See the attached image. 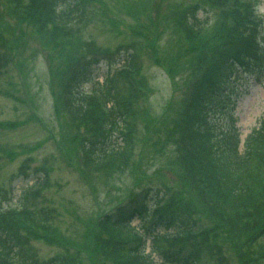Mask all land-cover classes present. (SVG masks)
Listing matches in <instances>:
<instances>
[{
    "label": "trees",
    "instance_id": "obj_1",
    "mask_svg": "<svg viewBox=\"0 0 264 264\" xmlns=\"http://www.w3.org/2000/svg\"><path fill=\"white\" fill-rule=\"evenodd\" d=\"M96 1L1 0L0 77L11 66L19 74L26 69L23 48L28 31L52 50L58 64L57 73L55 67L51 71L53 77L49 72L51 86L56 85L55 110L67 111L69 119L62 121L70 129L85 125L93 133L94 142L83 139L79 144L80 172L84 174L85 168L104 179L123 173L131 162L135 126L131 104L145 86L132 84L138 62L135 50L126 53L120 66L111 65L102 81L92 78L99 57L78 31L87 7L97 6ZM212 2L219 13L213 24L194 26L185 18L179 27L193 67L190 77L196 79L160 144L172 153L171 166L180 186L152 206L146 194H129V199L98 213L92 218L93 245L88 248L49 233L51 211L44 206L29 208L34 205L31 194L43 186L40 181L27 185L15 207L0 210V264H37L18 243L27 228V234L51 242L59 239L63 248L47 263L38 264H229L228 251L237 255L235 264H264V118L244 138L242 148L234 126L222 132L217 119L208 118L210 113H226L234 81L264 61L258 30L262 17L253 0ZM88 81L89 89L81 90ZM2 91L15 97L9 88ZM17 124L4 121L0 127ZM82 136H73L70 144L79 143ZM69 150L66 147L70 158ZM135 216L140 222L137 229L130 222Z\"/></svg>",
    "mask_w": 264,
    "mask_h": 264
},
{
    "label": "rangeland",
    "instance_id": "obj_2",
    "mask_svg": "<svg viewBox=\"0 0 264 264\" xmlns=\"http://www.w3.org/2000/svg\"><path fill=\"white\" fill-rule=\"evenodd\" d=\"M212 3V0H97V6L90 3L87 7L78 35L92 44L90 52L99 57L93 65V78L102 81L111 65L117 66L122 55L135 50L138 62L132 84L145 86L140 87L144 91L131 104L135 124L131 129L134 138L131 162L123 173H112L104 179L94 177L95 172L85 168L84 174L80 172L79 144L83 139L88 143L93 138L94 142L95 138L85 125L70 129L62 121L69 119L65 109L62 114L56 112V85L51 86L50 79L54 67L57 73L58 64L52 50L28 31L27 45L23 48L26 69L19 74L11 66L0 77V122L18 121L14 128L0 127V209L15 207L22 190L40 181L43 187L31 194L34 205L29 208L44 206L51 211L47 225L55 238L64 237L63 241L90 248L93 244L89 231L92 218L98 213H106L124 198L129 199V194H146L152 206L157 198L177 189L181 180L171 166L172 153L160 143L196 79L190 77L193 67L179 27L185 18H190L194 26L213 24L219 13L212 9ZM195 5L199 6L197 12L193 11ZM256 5L262 17L258 30L264 51V0H258ZM178 7L187 9L180 11ZM257 69L248 67L241 73L230 91L226 113L211 117L217 119L220 125L217 129L222 132H229L233 126L237 129L240 148L244 138L264 118V67ZM89 86L90 81L83 83L81 90H88ZM6 88L15 97L4 94L2 89ZM80 134L83 136L79 143L75 140L70 144V139ZM66 147L70 148V158L66 156ZM131 224L140 226L139 218L133 217ZM24 231L26 237H20L22 241L18 243L37 264L63 252L59 239L55 243L27 234L28 228ZM227 253L228 263L235 264L237 255L233 251ZM82 259L86 261L81 255Z\"/></svg>",
    "mask_w": 264,
    "mask_h": 264
}]
</instances>
